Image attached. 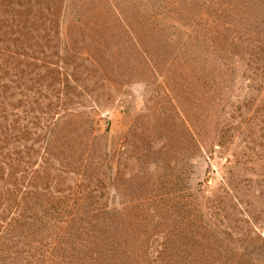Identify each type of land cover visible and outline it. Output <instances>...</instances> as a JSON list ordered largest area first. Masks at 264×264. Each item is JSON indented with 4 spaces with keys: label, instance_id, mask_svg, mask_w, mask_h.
I'll return each mask as SVG.
<instances>
[{
    "label": "rangeland",
    "instance_id": "obj_1",
    "mask_svg": "<svg viewBox=\"0 0 264 264\" xmlns=\"http://www.w3.org/2000/svg\"><path fill=\"white\" fill-rule=\"evenodd\" d=\"M0 157L43 262L264 264V0H0Z\"/></svg>",
    "mask_w": 264,
    "mask_h": 264
},
{
    "label": "trees",
    "instance_id": "obj_2",
    "mask_svg": "<svg viewBox=\"0 0 264 264\" xmlns=\"http://www.w3.org/2000/svg\"><path fill=\"white\" fill-rule=\"evenodd\" d=\"M2 157H0V208L3 205V202H10V204L16 205L17 197L13 193L4 187L1 183L4 180L6 170L2 164ZM16 168H13V174L16 171ZM9 194V198L5 197L4 194ZM26 205V210L29 213L25 212L24 218L22 220L15 219L13 224L10 227L8 233L3 237V226L5 218L10 214V209L4 211L0 209V264H52L43 262L36 258V254L40 253L39 250H42L41 246H44L49 240L57 239L58 248L55 253H62L64 258H66L70 252L75 251L76 248L64 249L60 246V239H63V233L61 232V225L57 222L55 215H49L48 211L42 206V200L36 199L32 202L22 199ZM50 201V200H49ZM46 202V203H49ZM76 224V221L73 223ZM78 231H82L78 229ZM66 240H70L69 237ZM64 240V241H66ZM40 246V247H39ZM84 252L79 251V257L77 264H114L116 260H122L124 254L121 255L117 252H106L105 251L92 253L94 251L91 249H85ZM52 251V250H50ZM109 257L110 260H109ZM79 261V262H78ZM61 264V263H54ZM70 264V263H69Z\"/></svg>",
    "mask_w": 264,
    "mask_h": 264
}]
</instances>
